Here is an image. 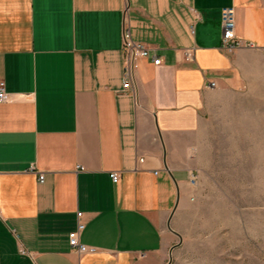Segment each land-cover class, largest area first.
I'll use <instances>...</instances> for the list:
<instances>
[{
  "label": "crops",
  "instance_id": "0c3cea01",
  "mask_svg": "<svg viewBox=\"0 0 264 264\" xmlns=\"http://www.w3.org/2000/svg\"><path fill=\"white\" fill-rule=\"evenodd\" d=\"M126 27L163 60L138 58L128 89ZM248 48L264 49V0H0V264H168L210 102ZM79 220L96 253L70 247Z\"/></svg>",
  "mask_w": 264,
  "mask_h": 264
},
{
  "label": "rangeland",
  "instance_id": "374dc122",
  "mask_svg": "<svg viewBox=\"0 0 264 264\" xmlns=\"http://www.w3.org/2000/svg\"><path fill=\"white\" fill-rule=\"evenodd\" d=\"M210 102L192 199L168 264H264V49Z\"/></svg>",
  "mask_w": 264,
  "mask_h": 264
},
{
  "label": "built area",
  "instance_id": "2783aa9c",
  "mask_svg": "<svg viewBox=\"0 0 264 264\" xmlns=\"http://www.w3.org/2000/svg\"><path fill=\"white\" fill-rule=\"evenodd\" d=\"M221 25H222V36H221V47L228 52H234L241 46H243L242 39L237 34V8L233 5L225 6L221 9ZM248 47L253 45L248 43ZM123 51L126 58L125 72L126 78L124 81V89L131 87V73L132 69L136 67V60L140 57H152L155 65H161L163 60L156 54L155 50L148 48L142 43L135 42L131 36L130 29L126 27L123 32ZM184 57L186 61H192L195 57L194 48H185ZM210 87H216L215 82L208 84ZM9 98V94L6 91L5 82L0 80V102H4ZM140 162L144 161V158L139 159ZM31 172H37L35 166L29 168ZM39 182L42 183L45 180V174L43 172H37ZM111 177L114 182L120 180V173L113 172ZM192 184L196 183L195 175L190 178ZM82 217V212H78V219ZM85 229V225L80 222L77 223V227L69 232V244L70 247L76 250L79 254H93L97 252V248L89 246L81 241V234Z\"/></svg>",
  "mask_w": 264,
  "mask_h": 264
}]
</instances>
